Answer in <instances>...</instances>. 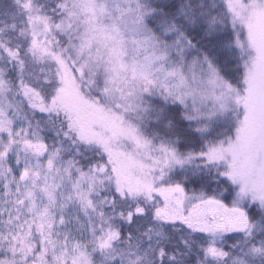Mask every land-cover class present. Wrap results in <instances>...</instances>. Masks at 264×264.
Wrapping results in <instances>:
<instances>
[{"label": "snow or ice", "instance_id": "1", "mask_svg": "<svg viewBox=\"0 0 264 264\" xmlns=\"http://www.w3.org/2000/svg\"><path fill=\"white\" fill-rule=\"evenodd\" d=\"M0 264H264V0H0Z\"/></svg>", "mask_w": 264, "mask_h": 264}]
</instances>
